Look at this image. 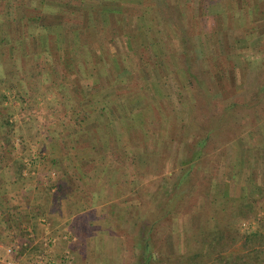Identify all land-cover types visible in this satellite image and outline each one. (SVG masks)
Returning a JSON list of instances; mask_svg holds the SVG:
<instances>
[{"label": "rangeland", "instance_id": "rangeland-1", "mask_svg": "<svg viewBox=\"0 0 264 264\" xmlns=\"http://www.w3.org/2000/svg\"><path fill=\"white\" fill-rule=\"evenodd\" d=\"M103 1L114 7L109 16L105 6L93 14L92 0L0 1L9 23L16 18L8 36L19 43L13 56L0 48V96H8L0 120L14 121L0 135L10 133L8 153L29 175L12 184L18 168L10 164L0 176V264L69 263L70 255L71 264H192L203 253L205 264L221 256L264 264V94L260 108L242 100L264 93V0L251 12L256 22L240 0L211 12L202 0ZM55 16L58 29L48 26ZM225 60L232 67L221 83L212 64ZM95 91L115 116L141 118L112 122L103 103L89 101ZM231 100L238 105L227 125L245 130L244 140L227 142L224 132L205 157L203 144L195 148L197 117ZM90 124L101 139L79 132ZM217 226L221 244L200 250L196 236ZM26 238L34 242L20 258L7 255ZM224 238L232 242L225 249Z\"/></svg>", "mask_w": 264, "mask_h": 264}, {"label": "trees", "instance_id": "trees-1", "mask_svg": "<svg viewBox=\"0 0 264 264\" xmlns=\"http://www.w3.org/2000/svg\"><path fill=\"white\" fill-rule=\"evenodd\" d=\"M0 1H2V0H0ZM224 1H229V0H202L201 2H203V9L204 10L207 9V11L211 12L213 10L214 6L215 7L218 6L219 8H222ZM240 1L243 2V4H245L243 7H245V8L247 7L248 8L249 11L246 12V14L249 13V18L250 19L252 18L251 20H253V22H256L255 20H257V18L255 17V14L251 15L252 14L251 12L253 11V12H255L257 14L258 8L260 7L259 0H256V2H254L252 4H250L249 0H240ZM220 11H222V9ZM37 19H39V18L37 17ZM10 20H11V18H10L9 15H7V17L5 18L0 13V48L5 43L8 46V51H9L8 53L11 56H13V54L15 53V50H18L17 48H18V44L19 43L17 42V39L15 37H9L8 36V34L10 32L9 29L14 26L16 18L12 19V21H11V23L14 22L13 25L11 23H9ZM10 25H12V26H10ZM8 37L11 38V39H9ZM20 44L22 45V43H20ZM1 54H2V52H1ZM262 54L264 55V53H262ZM208 59H209V62H210L211 59L210 58H208ZM2 64H3V62H0V68H1ZM212 66L215 69H217V71H218V73L216 75L217 80H220V82L222 80H225V82L228 83L227 79H229V75H230L229 74L230 73L229 69H230V67H232L231 62L230 61L227 62V60H225V62L223 63L222 67H219L220 65L216 64V63L212 64ZM0 72L2 73L1 70H0ZM0 80H1V78H0ZM221 83H223V82H221ZM262 86H264V84ZM140 93H138V94H140ZM1 94L2 95L0 96V99L2 98L1 100L3 102V100L7 99L8 96L5 95V93H1ZM262 94H264V93H262V91H260L259 93H256V95L253 97V100L250 99L251 100L250 102H249V100L242 99L244 106L246 108H248V109L253 108L256 105H258L257 107H259V102H260L259 101V97ZM107 98H109V97H107ZM104 100H106V98L101 97L99 91H95L94 93H92V95H91V97L89 99L91 104H93V103H96V104L103 103L104 107H105V110L103 109L102 113L104 114V116L107 115L106 113H109L110 114L109 119H111L112 122L114 120L119 122V121L127 120V119H129V120L131 119L133 121H136L137 118H141V115H142L141 113H138L137 118H136L135 114H130L129 115V114L125 113V112H122L121 116H115L114 115V110L115 109H110V108H112L110 106V102L111 101L104 102ZM237 105H238V100L237 101L236 100H234V101L231 100L229 105H226V107H224L222 109H218L216 112H214L213 109L211 111V109L210 110L206 109V107L203 108L204 109L203 119L201 117H197L198 120L196 121V123H197L196 125H197L198 128H196V130L193 132L194 139H195V142H194L195 143V148L197 146L203 144L202 148L205 149L203 156L207 157L209 154L211 155L210 151H212L213 149L216 150L220 146V145H214L213 143L217 142L218 141L217 140L218 136L220 134L224 133V132H226L228 134L227 142H232V140L234 141V140H237L238 138H241V141L244 140V136L241 137V135H242V133L245 130H241L239 128V126L238 127L237 126L232 127V126H230L231 124L227 125L228 120L230 118V115H228V114H231L232 112L236 111L237 110ZM108 110H109V112H108ZM261 110H262V112H264V108H262V109L260 108L259 112H261ZM116 111L117 110H115V112ZM209 112H211V113L209 114ZM79 116H81V115L75 114V116H74L75 120L78 119ZM254 117H255V119H253L254 121L255 120H260L259 117L261 118V116H259L258 113H256V115ZM152 118L155 119L154 124L155 125H157V124L159 125L160 118H157L155 116H153ZM1 120H0V123H2V124H0V126L2 125L3 127H6V126L9 127L14 122L12 120L11 116H8V117L4 118L2 120V122H1ZM83 120H84L83 123H85L86 118H84ZM88 120H89V118H88ZM156 120L158 122H156ZM126 122L129 124L128 121H126ZM258 122L259 121H256V123H258ZM109 125H108V127H111L113 125V123L109 124ZM2 126H1V128H2ZM129 126H134V125L132 124V125H129ZM85 127L88 128V131L93 136V139H96L97 136H100V139H101V134L99 133V130H98L99 127L97 125L90 124V125H87V126H82L79 132H81ZM106 128H107V126H106ZM104 137H106V136H104ZM0 139H4V141H5L4 144L0 145V176H3L2 175L3 171H5V169H7V168H10L9 166H10V164H12V166L15 165V167L18 168L17 171L15 172V174L11 173L15 177V181H12V184H16V183H19L21 181H23V182L26 181L28 179V176H29V175H27V173H25V171H26L25 169L27 168L26 167L27 165L25 163H23V162H20V160H18V159L13 160V155H12L13 153L12 152L8 153V151H9L8 148L11 145L10 133L7 132L3 136L0 135ZM104 149H105V146H104ZM144 152L147 153V155H149L147 150L144 149ZM8 161H10V162H8ZM132 163L134 165L135 159L132 160ZM8 172H10V171H7L6 175L8 174ZM191 173H192V169L190 168V169H188V173H187V175H185V178L186 179L189 178ZM63 176H64V180L67 181L68 180L67 174L65 173ZM1 217H3V216H0V218ZM16 217L18 218L17 221L19 222L21 217H18V216H16ZM4 222H5V220H4ZM18 228L21 229L19 232H20L22 237H26V236L31 234V233H29L30 231L28 230V228L26 226H24V227H22V226L19 227L18 226ZM217 229H218V226H217ZM213 232L214 233H212V234H206V232H204V233H200L201 235H197L196 236V237H200L199 238V243H198V246H201L200 250L203 251L204 246H209V247H212L213 249H215L216 245H217L215 242H217L218 244H221L220 242L223 239V236L221 235V232H223V231L219 230V231H213ZM226 233H229V230H227ZM228 238L233 242V240H234L233 238H231V237H228ZM231 241L228 242V240L225 239V243L223 244L224 249L229 247L230 244H232ZM28 242H29V240L26 238L25 240L21 241V244L19 245V247H20L19 249H15V248L13 249V254L15 255V258H20L24 254V252L29 248V246H28L29 244L27 245ZM32 242H33V240L30 239L29 243L31 244ZM221 252H224V251H221ZM225 252H226V250H225ZM205 254L206 253H203L202 255L194 254L193 258H192V264H205V263L202 262L203 259L206 257ZM226 260L229 261L230 259H228V258L226 259V258L221 256L218 259L213 260L211 264H228V263H224V261H226Z\"/></svg>", "mask_w": 264, "mask_h": 264}, {"label": "crops", "instance_id": "crops-1", "mask_svg": "<svg viewBox=\"0 0 264 264\" xmlns=\"http://www.w3.org/2000/svg\"><path fill=\"white\" fill-rule=\"evenodd\" d=\"M98 1H100V2H98ZM98 1H95V0H92V2L95 4L94 6H96V7H94L95 9H93V8H91V9H93V14H95V15H97L98 13L100 14V12H102L101 11V7L102 6H105L106 8H108V9H110V11L106 14L107 16H109L110 15V13H111V10H112V8H114V7H107L106 5H108V3H105L104 4V2L105 1H101V0H98ZM81 4H83V7H84V2L82 1L81 2ZM55 5H57V4H55ZM66 7L65 8H67V9H69V7H70V9H73V7H71V6H69V5H67V4H64ZM63 5V6H64ZM109 5H113V6H115L114 4H109ZM79 7L81 8V6H78L77 8L75 7L74 9H73V11H70L71 13H75V12H77L78 13V11H80V9H79ZM56 8H57V6H55L54 7V10H52L53 12H55L56 11ZM85 9V8H84ZM98 14V15H99ZM97 15V16H98ZM58 17V16H57ZM59 18V17H58ZM58 18H56V16H55V19H50L49 18V22H52V23H48V26H51V27H54V28H56V29H58V27H60V25H62V23L60 24V20H58ZM64 24V23H63ZM98 24V23H97ZM104 23H99L98 25H96L95 26V28H102ZM65 27V26H64ZM63 27V28H64ZM57 43H61L62 41H60V40H58V41H56ZM75 42H79V39H76V40H73V44L71 45L70 44V46H74L75 45ZM38 224H39V231L41 232V230H47V229H45V227L47 226L44 222L43 223H40V219H38ZM33 225V224H32ZM44 225H46L45 227H44ZM67 229H69L68 227L66 228V231H67ZM28 230L30 231V227L28 228ZM69 231H70V229H69ZM70 233V232H69ZM64 236V235H63ZM67 236V235H66ZM88 236V235H87ZM91 236H94V235H91ZM31 237H33V236H31ZM31 240H33V242H34V239L33 238H31ZM35 241H36V239H35ZM87 242H91V239H89ZM66 243V245H67V242H65ZM85 243V242H84ZM63 244V243H62ZM38 244H36L35 246H33V248H37V249H39L40 247L39 246H37ZM69 245V247H70V244H68ZM75 245H77V244H75ZM87 245H89V244H87ZM66 249L64 250V252H66L67 250H69L67 247H65ZM70 252H72L71 250H69ZM39 253H41V249H39V251H38ZM44 252V251H43ZM64 252H63V254H64ZM70 254V253H69ZM71 256V255H70ZM68 257V261H70L69 263L67 262V261H64L63 260V262L61 263V264H71V257ZM36 260V259H35ZM40 261V259L39 260H36V262H39Z\"/></svg>", "mask_w": 264, "mask_h": 264}, {"label": "built area", "instance_id": "built-area-1", "mask_svg": "<svg viewBox=\"0 0 264 264\" xmlns=\"http://www.w3.org/2000/svg\"><path fill=\"white\" fill-rule=\"evenodd\" d=\"M42 222H45V220H42ZM6 249V253L7 255H11L13 253V249L11 247H8V248H5ZM67 255H69V253H67ZM36 264H57L55 262H52V263H46L45 261H42L40 259L39 262H37Z\"/></svg>", "mask_w": 264, "mask_h": 264}]
</instances>
